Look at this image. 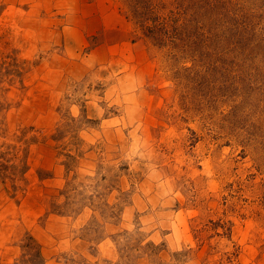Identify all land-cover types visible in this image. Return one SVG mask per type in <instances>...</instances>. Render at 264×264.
I'll return each mask as SVG.
<instances>
[{
	"label": "rangeland",
	"instance_id": "374dc122",
	"mask_svg": "<svg viewBox=\"0 0 264 264\" xmlns=\"http://www.w3.org/2000/svg\"><path fill=\"white\" fill-rule=\"evenodd\" d=\"M0 264H264V0H0Z\"/></svg>",
	"mask_w": 264,
	"mask_h": 264
}]
</instances>
